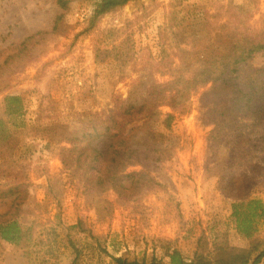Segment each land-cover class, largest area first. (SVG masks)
I'll list each match as a JSON object with an SVG mask.
<instances>
[{"label":"rangeland","instance_id":"374dc122","mask_svg":"<svg viewBox=\"0 0 264 264\" xmlns=\"http://www.w3.org/2000/svg\"><path fill=\"white\" fill-rule=\"evenodd\" d=\"M96 2L66 0L62 6L58 0H0V115L4 95L21 93L26 110L22 122L27 123L15 127L17 146L0 160V213L9 220L18 218L24 229L20 242L0 239V264H71L70 236L81 249V264H109L106 250L150 263L153 254L162 257L163 239L187 259L202 235L207 240L204 253L212 259L221 245L250 246V240L236 232L233 199L220 189L230 171L229 145L212 147L218 132L199 121L198 96L190 99L187 111L174 113L169 126L166 117L172 109L161 106L132 139L145 151L144 164L130 170L146 168L157 184L144 187L131 200L112 191L86 200L66 178L59 184L60 204L48 194L49 176L61 174V152L70 146L69 138L100 123L103 113L114 118L124 102L140 98L156 78L147 57H160L162 35L179 43L196 14L208 11L213 19L218 6L217 0H134L106 14L97 31L81 33ZM257 6L251 22L260 26L264 0ZM38 31L46 33L22 53L18 47ZM228 42L217 34L206 47L173 45L169 50L177 53V64L192 71L201 69L205 59ZM96 45L102 46L99 52ZM113 48L129 53L124 67ZM263 63L262 54L254 59L255 65ZM29 125L45 132L35 135ZM249 126L246 116H227L221 129L245 135ZM167 144L172 157L159 160L157 149ZM256 161L261 167L252 176V197L264 200V152L257 153ZM45 169L49 176L42 173ZM80 219L88 232L69 228ZM261 228L264 236V222ZM164 260L169 262V257Z\"/></svg>","mask_w":264,"mask_h":264},{"label":"trees","instance_id":"16d2710c","mask_svg":"<svg viewBox=\"0 0 264 264\" xmlns=\"http://www.w3.org/2000/svg\"><path fill=\"white\" fill-rule=\"evenodd\" d=\"M130 1L134 0H97L81 33L97 31L100 20L106 14L124 7ZM58 2L62 6L66 5V0ZM217 4V13L213 19L208 11L201 10L195 19L190 20L188 30L181 32L182 41L179 40V43H170L162 35L160 57H147V65L156 78L146 86L142 96L124 102L114 118H108L103 113L100 123L86 129L81 136L70 137V146L63 147L61 152V174L54 177L46 169L42 173L50 175L48 194L54 196L58 204L62 199L59 184L66 178L74 183V189L86 200L98 193L110 191L122 200H131L144 187L150 188L158 183L146 168L130 170L131 166L144 164L142 153L145 150L134 146L132 142L141 124L150 119L158 108L167 105L172 109L166 117L169 126L174 113L187 111L190 99L198 96L199 121L214 125L218 132L213 137L212 147L216 150L223 143L229 145L232 158L230 171L225 182L220 184V189L226 197L233 199L231 216L236 224V232L249 239L250 246L221 245L218 254L212 259L204 253L207 240L202 235L194 255L187 259L181 249H172L170 242L163 239L159 245L164 251L162 257L153 254L150 263L106 250L110 257L109 264H258L264 259V236H261L264 200L252 197V176L261 167L256 161V155L264 152V63L254 64L258 55H264V14L260 26H257L251 21L258 9V0H248L243 4L217 0ZM45 33L36 32L18 48L22 53H28L33 40L37 38L38 43L39 37ZM217 34L218 38L228 40L229 45L205 59L201 69L184 70L182 63L176 62L177 53L169 50L173 45L200 49L210 45ZM101 48V45H96L97 52ZM113 50L120 66L124 67L130 59L129 53ZM129 74L130 71L123 73L126 76ZM157 75L168 76V79L162 81ZM1 103L3 115H0V140L4 142L0 146V160L8 158V149L17 146L15 127L27 124L22 122L26 110L21 93L5 94ZM227 116L248 117V133L234 135L223 132V119ZM29 128L35 135L39 131L45 132L36 126L29 125ZM169 147L167 144L157 149L159 160L172 157L168 152ZM20 187L21 184L16 188L17 191ZM77 227L88 232L81 219L69 226L72 229ZM23 235L24 229L18 218L9 220L5 213H0V239L17 243ZM69 242L73 250L71 264H81V249L71 236ZM165 256L169 257V262L164 260Z\"/></svg>","mask_w":264,"mask_h":264},{"label":"crops","instance_id":"0c3cea01","mask_svg":"<svg viewBox=\"0 0 264 264\" xmlns=\"http://www.w3.org/2000/svg\"><path fill=\"white\" fill-rule=\"evenodd\" d=\"M260 264V263H259Z\"/></svg>","mask_w":264,"mask_h":264}]
</instances>
